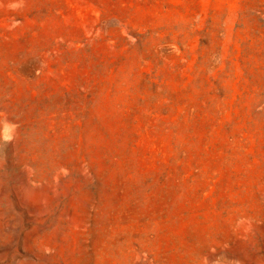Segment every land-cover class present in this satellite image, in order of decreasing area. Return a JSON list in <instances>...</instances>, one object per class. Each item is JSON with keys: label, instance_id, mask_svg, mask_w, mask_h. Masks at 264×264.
Masks as SVG:
<instances>
[{"label": "rangeland", "instance_id": "374dc122", "mask_svg": "<svg viewBox=\"0 0 264 264\" xmlns=\"http://www.w3.org/2000/svg\"><path fill=\"white\" fill-rule=\"evenodd\" d=\"M0 264H264V0H0Z\"/></svg>", "mask_w": 264, "mask_h": 264}]
</instances>
